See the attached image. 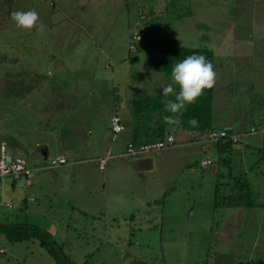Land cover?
<instances>
[{"label": "rangeland", "instance_id": "rangeland-1", "mask_svg": "<svg viewBox=\"0 0 264 264\" xmlns=\"http://www.w3.org/2000/svg\"><path fill=\"white\" fill-rule=\"evenodd\" d=\"M32 9L37 27L17 28L11 13ZM175 46L213 52L215 130L232 123L238 134L264 116V0H0V140L21 132L47 146V161L62 151L74 163L49 169L23 154L31 185L0 179V204H10L0 206V224L48 234L68 264H264L252 248L264 242L263 210L241 219L214 209L215 187L226 195L235 176L264 204L260 138L239 136L223 154L214 144L185 149L177 138L142 157L150 169L127 158L104 170L92 162L109 152L114 110L161 93L166 78L155 66ZM61 99L73 106L56 114ZM0 248V264L55 263L37 240H0Z\"/></svg>", "mask_w": 264, "mask_h": 264}, {"label": "trees", "instance_id": "trees-1", "mask_svg": "<svg viewBox=\"0 0 264 264\" xmlns=\"http://www.w3.org/2000/svg\"><path fill=\"white\" fill-rule=\"evenodd\" d=\"M135 36H133V39ZM193 54L204 55L214 65L213 52L207 48L175 46L163 49L162 59L156 64L155 68L164 74L167 82L170 83L172 66ZM174 88L176 92L179 91L178 86L174 85ZM214 91V87L210 90H205L203 95L194 104L187 105L186 109L177 116L181 121L179 125H169L164 122L165 116L173 115L165 111L164 101L167 99L175 100L174 95L170 97H164L162 93H155L150 97L141 93L133 95L129 102L131 119L130 143L139 146L163 139L168 132L169 126L174 127L176 133L178 131L191 133V140H203L208 133L215 130L212 126ZM192 118L196 119V125L189 123ZM257 137L261 138L264 142L262 137ZM214 145L221 154L234 146L231 139L225 142H218ZM230 181L228 184L229 191H227L226 195H218L221 186L217 185L215 187V210H219L229 204L243 205L246 208H256L259 206V204L252 201L249 184L246 179L242 176H235ZM0 235L9 242L37 240L40 247L54 260L55 264H68L66 258L60 253L58 246L51 240L50 236L34 227L11 223L0 224Z\"/></svg>", "mask_w": 264, "mask_h": 264}, {"label": "crops", "instance_id": "crops-1", "mask_svg": "<svg viewBox=\"0 0 264 264\" xmlns=\"http://www.w3.org/2000/svg\"><path fill=\"white\" fill-rule=\"evenodd\" d=\"M165 83H168L166 79L163 80V84H165ZM159 90H161V87H160ZM161 93H162V91H161ZM127 98L128 97H126L123 100H127ZM60 101L62 102L61 105H63V103L66 105V108H62L61 110H59L60 103L58 101L55 102L56 108H55L54 112L56 114H59L60 111H62V110L67 111V109H72L73 101L74 100H72V99H70V100H63V99H61ZM129 102H130V100H127V103H128L127 104V108H124L121 111L118 110V109H115L114 112H113V114H118L119 115V117L121 119V123L124 126V130L121 133L117 134L116 136H114L112 134L111 127H110V119H108V124H107L106 128H107V130H109L110 135H109V140H108V143H107V146H106L107 151H109L107 154H111L113 156H116V155H118V153L120 154V153L124 152L126 150L125 148H126L127 144L131 142L130 141L131 140V119H130V103ZM260 122H264V116L254 118L251 121L252 124L260 123ZM168 128L169 129H168V132L167 133L171 132L174 135L175 142H176V140L178 138V139L181 140V143H182L183 146H188V147H185V149H188V148H190L193 145L202 144V140H200V141L191 140L192 139V134L189 133V132H184V131L183 132L182 131L179 132L178 131L176 133L175 132L176 129L174 127L169 126ZM242 128L243 127H237L238 130H240ZM219 129H226L228 131H235L232 123L225 124L224 126L220 127ZM18 133H19V135L17 134L15 137L10 134V135H8V137L6 139L0 140V146H1V144H5L6 145V152H7L8 156H11V157L12 156H21V157H24L26 159L28 165H29V160H27L26 156L23 155V154L33 155V156H36V157L39 156V157H42L43 160H46L47 161V158L49 157L48 156L49 155V152H48V149H47V146L46 145L45 146H42L36 140H32L30 142L27 139H25L24 136H22V135H24V133H21V132H18ZM22 137H23V139H22ZM98 138L103 139V134L101 136H98ZM82 147L85 148L84 142L82 144ZM58 151H59V149H58ZM111 151L116 152V154H113ZM42 153H47L46 154V157H44V154H42ZM62 154H63L62 151H59V154L57 156H61V157L65 158V156L62 155ZM105 155L104 154L103 155L96 154V155H93V156L95 158L96 157H99L100 158V157H103ZM57 156H54L51 159H53V158H55ZM48 160H50V159H48ZM129 160L139 163L145 169H150L152 167V162L150 160H148V159H145V158H142V159H140V158H138V159H129ZM92 162H94L93 161V158H92ZM68 164L71 166V168H73L72 165L74 166V163H68ZM68 164H66V165H68ZM34 167H35V165H34ZM38 170H42V169H40V166L38 167ZM77 171H78V169H77ZM24 178H25V176H24ZM18 179H20V178H18ZM28 179L25 178L26 185L30 186L31 184H30V181H28ZM15 180L16 179H13L12 178V185L15 184ZM227 207L230 208V209H232V212H231V215L230 216H232V215H238V216L241 217V219H242V217H244V215L247 213L248 210H251V209H261V210H263L262 213H261V215H262V219L264 220V204H259V206L256 207V208H246V207H243V205H235V204H229V205H227L224 208H227ZM233 220H234V217H232L229 220V223L227 225H225V226H228V225L229 226H232V224L234 223ZM2 224H9V223L4 222ZM11 224H13V223H11ZM0 240H6V239L2 235H0ZM252 248H255V249L260 248L264 252V242L254 243ZM3 251H4V249L3 248H0V252L3 253ZM263 252H261V253H263ZM43 254H46L47 256H49L44 251V249H43ZM261 262L259 261L258 264H262Z\"/></svg>", "mask_w": 264, "mask_h": 264}, {"label": "clouds", "instance_id": "clouds-1", "mask_svg": "<svg viewBox=\"0 0 264 264\" xmlns=\"http://www.w3.org/2000/svg\"><path fill=\"white\" fill-rule=\"evenodd\" d=\"M11 19L16 27L31 31L39 23V14L34 10L13 11ZM43 31V25L39 26ZM217 80V72L214 65L204 55H190L172 66L171 82L161 85L164 97L175 96V100L164 101L165 111L173 115L165 116L164 122L169 125H179L181 121L177 118L187 105L194 104L205 90L212 89ZM174 85L178 86L176 92ZM190 124L196 125L197 121L192 118Z\"/></svg>", "mask_w": 264, "mask_h": 264}, {"label": "built area", "instance_id": "built-area-1", "mask_svg": "<svg viewBox=\"0 0 264 264\" xmlns=\"http://www.w3.org/2000/svg\"><path fill=\"white\" fill-rule=\"evenodd\" d=\"M139 40V37H134ZM111 132L114 136L121 133L124 130V126L121 123V119L118 114H113L110 118ZM239 136H260L264 139V122L255 123L249 126L246 131H240L238 134L233 131L228 132L226 129L214 130L206 135L202 140L204 144H216L218 142H225L231 139L234 143L238 142ZM169 147H175V138L171 133H166L165 137L160 140L153 141L152 143L135 146L132 143H128L126 150L116 156L111 154H106L103 157H97L93 159L96 162L98 169L103 170L107 162L113 158H127V159H138L146 155H150ZM67 160L61 156H57L53 159L47 161L45 168H55L61 165H66ZM211 163L206 161H201L199 166L202 170H206ZM31 175V170L28 167L27 161L21 156H12L10 158L6 152V145L1 144L0 146V179L13 178L18 179L25 176L28 179ZM0 206L9 207L10 204H0Z\"/></svg>", "mask_w": 264, "mask_h": 264}, {"label": "water", "instance_id": "water-1", "mask_svg": "<svg viewBox=\"0 0 264 264\" xmlns=\"http://www.w3.org/2000/svg\"><path fill=\"white\" fill-rule=\"evenodd\" d=\"M227 131H228V130H227ZM228 132H231V131H228ZM42 154H44V157H46V154H47V153H42ZM9 157L12 158L11 156H9Z\"/></svg>", "mask_w": 264, "mask_h": 264}]
</instances>
